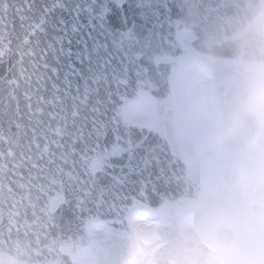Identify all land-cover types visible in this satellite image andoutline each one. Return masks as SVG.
Wrapping results in <instances>:
<instances>
[{
  "label": "snow or ice",
  "instance_id": "snow-or-ice-1",
  "mask_svg": "<svg viewBox=\"0 0 264 264\" xmlns=\"http://www.w3.org/2000/svg\"><path fill=\"white\" fill-rule=\"evenodd\" d=\"M25 8L24 43L44 94L37 112L46 116L37 121L42 150L33 129L27 179L53 228L85 235L87 227L115 242L146 204L162 211L173 190L176 162L155 99L167 93V72L156 58L170 47L178 9L173 0H25Z\"/></svg>",
  "mask_w": 264,
  "mask_h": 264
},
{
  "label": "water",
  "instance_id": "water-1",
  "mask_svg": "<svg viewBox=\"0 0 264 264\" xmlns=\"http://www.w3.org/2000/svg\"><path fill=\"white\" fill-rule=\"evenodd\" d=\"M178 16L172 23L173 40L170 47L156 58L165 66L168 90L164 96L155 97L165 110L162 126L166 129V142L171 158L176 162L172 172L173 190L160 205L146 204L154 216L161 218L154 235L161 244L152 256V264H164V258L175 243L173 228L183 217L186 203L199 188L193 178L186 148L181 138V113L177 100L174 78L193 60L202 64L216 61L217 70L212 78L216 87L221 127L225 101L231 92V68L228 58L232 56L218 42L228 21L240 7L238 0H173ZM24 9L18 13L17 9ZM25 0H0V264H129L134 254L133 217L127 228L115 242L94 238L89 229L85 235H73L53 228L51 211L44 203L28 178L25 157L35 158L37 150L33 143L41 145L38 120L46 119L37 112L43 108L38 97V61L30 54V45L24 43V30L20 15H28ZM192 36L183 42L181 35ZM19 125V127H17ZM220 173L241 153L238 140L223 139ZM32 145L29 151V145ZM23 175L24 179H21ZM24 184V187H21ZM89 251L90 263H80L75 257Z\"/></svg>",
  "mask_w": 264,
  "mask_h": 264
},
{
  "label": "clouds",
  "instance_id": "clouds-1",
  "mask_svg": "<svg viewBox=\"0 0 264 264\" xmlns=\"http://www.w3.org/2000/svg\"><path fill=\"white\" fill-rule=\"evenodd\" d=\"M219 47L228 48L231 92L225 101L219 139L238 140L241 155L217 182L199 181L173 228L175 243L164 264H264V0H238ZM203 83L216 61H194Z\"/></svg>",
  "mask_w": 264,
  "mask_h": 264
},
{
  "label": "rangeland",
  "instance_id": "rangeland-1",
  "mask_svg": "<svg viewBox=\"0 0 264 264\" xmlns=\"http://www.w3.org/2000/svg\"><path fill=\"white\" fill-rule=\"evenodd\" d=\"M186 36V35H185ZM187 40V37H184ZM192 63V65H191ZM189 63L175 78V88L178 87V97L181 104L182 113L184 115L185 133L190 148H194L193 152L198 155L199 160L195 165V173L200 180H205L208 184L217 182L216 169L213 163L207 161L200 162V151L213 150L220 146L218 142L212 146H205V141L215 136L212 131L203 128L200 119L196 120L198 110H201L202 98L196 99V94L202 90V95L207 93L210 86L209 79L201 83L197 77L198 68L194 61ZM204 89L206 91L204 92ZM207 98V97H205ZM208 100V98H207ZM204 148V149H203ZM205 156V155H204ZM154 223L144 216H140L136 225L137 233V255L133 264H150V257L154 246L157 244L153 240L152 230ZM97 234L98 233L95 231ZM79 261L87 262L90 260L88 252L78 257Z\"/></svg>",
  "mask_w": 264,
  "mask_h": 264
},
{
  "label": "flooded vegetation",
  "instance_id": "flooded-vegetation-1",
  "mask_svg": "<svg viewBox=\"0 0 264 264\" xmlns=\"http://www.w3.org/2000/svg\"><path fill=\"white\" fill-rule=\"evenodd\" d=\"M205 91L206 89H204V92ZM201 92L202 90H200V93L198 92L195 96L196 99H198L199 97L202 98V101H201L202 108L201 110H198V116H196V120L200 119L203 124L204 129L205 130L209 129L215 134V130H217L218 116H217V112L213 104L212 88L211 86H209L206 94L202 95ZM205 97H207L208 100ZM193 149L194 148H189L188 154L190 157L192 171L195 174V176L198 178V176L195 173V165L197 161L199 160V157L193 152ZM219 160H220V153L219 151H217L216 148H214L213 150L205 149V151H200V162L207 161L208 163H213L212 166L214 165L215 167H217Z\"/></svg>",
  "mask_w": 264,
  "mask_h": 264
}]
</instances>
